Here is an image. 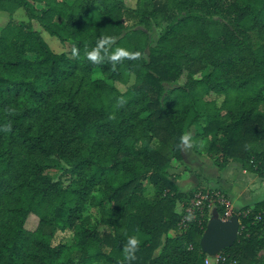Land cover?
Instances as JSON below:
<instances>
[{"label": "trees", "instance_id": "1", "mask_svg": "<svg viewBox=\"0 0 264 264\" xmlns=\"http://www.w3.org/2000/svg\"><path fill=\"white\" fill-rule=\"evenodd\" d=\"M97 2L93 16L85 0H0V264H204L208 215L181 230L177 211L201 189L179 192L168 170L201 125L196 154L264 181V0ZM33 21L69 53L52 52ZM103 35L140 57L89 61ZM238 219L219 264H264V198Z\"/></svg>", "mask_w": 264, "mask_h": 264}, {"label": "crops", "instance_id": "2", "mask_svg": "<svg viewBox=\"0 0 264 264\" xmlns=\"http://www.w3.org/2000/svg\"><path fill=\"white\" fill-rule=\"evenodd\" d=\"M181 156L182 161L172 162L168 170L179 192L187 193L196 187L218 190L231 208L238 209L260 201L258 193L264 188V181L242 170L239 164L229 163L219 170L209 158L196 154L192 145L181 144ZM198 168L205 170L199 171Z\"/></svg>", "mask_w": 264, "mask_h": 264}, {"label": "rangeland", "instance_id": "3", "mask_svg": "<svg viewBox=\"0 0 264 264\" xmlns=\"http://www.w3.org/2000/svg\"><path fill=\"white\" fill-rule=\"evenodd\" d=\"M88 1L89 3H92L93 7L91 8V14L93 16H96L101 7L98 4V0H85ZM124 2V4L126 5L127 8L130 9H136V8H148L150 7V0H121ZM35 6L40 10L42 8V4L39 3H35ZM10 16L7 13L4 12H0V29L1 27H3L9 20ZM13 18L17 19V20H23L25 21V15L24 12L22 10H18L14 13ZM32 27L35 31L39 32L41 37L43 38V40L46 42V44L49 46V48L52 50V52L56 53V54H60V53H69L70 51V46L68 43L62 44L60 43L55 37H52L50 35H48L43 28L41 27V25L37 22V21H33L32 22ZM162 27H156V28H152V30L150 31V34L152 37H155V35L161 30ZM185 82V75H183L181 77V79L179 81H177L174 84H165V87L168 88L169 86H176V85H182ZM116 88L120 91V92H125L127 85L122 84V83H115ZM201 125H196L191 127L185 134H190L191 136V140L193 141V138L195 136V133L197 131H200ZM192 145V144H191ZM203 168V167H201ZM199 171L205 170V169H200L198 168ZM221 170V169H219ZM260 183V182H259ZM200 189H205L203 187H200ZM210 190V189H207ZM259 191H261V193H258L259 195V200H261L264 196V188H261ZM182 208L181 204H178L177 206V211H180ZM215 209V208H214ZM212 209L209 213H208V220H210L212 217L218 218L220 220L223 221H227V220H231L232 218L236 217L238 219V214L240 209L234 207L231 208L230 205L228 206L226 213H225V217L222 218L218 215L217 211ZM90 215H94V212H90ZM239 222V219H238ZM38 224V218L33 215L30 214L25 222V229L28 231H33L36 229ZM240 224V223H239ZM239 231V229H238ZM65 234L63 233H59L56 236V241L58 242L60 240H64L65 238ZM218 255H221V251L219 253H217ZM216 254V255H217ZM214 255V256H216ZM205 258H206V254H205ZM205 260V259H204ZM210 262H215L216 261V257H212L209 259Z\"/></svg>", "mask_w": 264, "mask_h": 264}, {"label": "built area", "instance_id": "4", "mask_svg": "<svg viewBox=\"0 0 264 264\" xmlns=\"http://www.w3.org/2000/svg\"><path fill=\"white\" fill-rule=\"evenodd\" d=\"M217 206H224L226 208L229 206L223 193L218 190L207 189L196 191L181 208V217L178 222V228L185 230L191 223H196L198 226H201L208 213ZM212 257H216L215 262L209 261ZM224 260L225 257L222 254H217L216 256L206 255L204 264H219Z\"/></svg>", "mask_w": 264, "mask_h": 264}, {"label": "clouds", "instance_id": "5", "mask_svg": "<svg viewBox=\"0 0 264 264\" xmlns=\"http://www.w3.org/2000/svg\"><path fill=\"white\" fill-rule=\"evenodd\" d=\"M114 36L103 35L101 36L96 45L90 50L86 52L87 59L93 63L99 64L102 63L106 58L113 62V66H115V62L122 61L125 58L128 59H136L140 57L141 53L139 51H131L129 49L123 47H116L114 50L110 51V46L115 41ZM78 49L73 48V54H77ZM181 144L191 146L193 141L191 140L190 134H184L180 137ZM139 244L138 238L133 235L128 238L127 246L125 248V252L129 259L134 258V252Z\"/></svg>", "mask_w": 264, "mask_h": 264}, {"label": "water", "instance_id": "6", "mask_svg": "<svg viewBox=\"0 0 264 264\" xmlns=\"http://www.w3.org/2000/svg\"><path fill=\"white\" fill-rule=\"evenodd\" d=\"M239 222L236 217L223 221L212 217L200 239L202 252L214 256L225 248L231 247L238 234Z\"/></svg>", "mask_w": 264, "mask_h": 264}]
</instances>
